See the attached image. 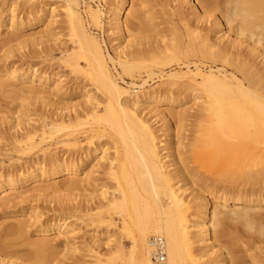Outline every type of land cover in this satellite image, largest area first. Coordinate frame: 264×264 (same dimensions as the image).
<instances>
[{
    "label": "bare ground",
    "instance_id": "1",
    "mask_svg": "<svg viewBox=\"0 0 264 264\" xmlns=\"http://www.w3.org/2000/svg\"><path fill=\"white\" fill-rule=\"evenodd\" d=\"M82 1L83 6L79 0H53L46 7L39 6V1L27 11L24 9V18L18 17L12 6L0 12V28L6 29L7 35L36 27L29 35L35 45L60 39L55 38L60 36L56 28L63 16L74 44L71 48L63 46L65 43L60 44L62 48L57 44L62 53L58 61L69 67L74 77L60 71L46 73L30 65L21 69L14 63H5L0 71V90L7 85L4 78H16L18 90L27 95L25 101L41 103L47 110L54 106L48 113H40L39 119L27 114H22L25 118H0V156L15 153L6 159L14 162L0 167V206L42 200L41 196L45 198L60 189L61 195L72 191L76 193H71L75 200L79 197L93 202L85 207V201L84 205L80 202L85 212L80 206L83 212L76 210L81 218L88 217L87 223L101 225L107 221V225H113L111 218L105 220L106 214L120 216L122 229L127 234L130 231L131 246L125 249L120 241L112 247L110 244L109 249L114 250L110 256L121 262L153 264L151 245L160 240L164 264H207L202 261L205 257L215 264H241L234 253L242 242L250 238L264 240V0H137L136 4V0H96L98 6L104 2L103 9ZM151 2L163 9L176 4L171 6L172 13H165L178 15L185 28L187 43L181 46L183 51L180 45L185 41L180 31H173L174 43L160 33ZM185 7L187 12L183 11ZM89 24L103 30L106 26L113 54L104 48ZM149 25L160 40L147 51L151 56L145 60V51L136 46L149 39ZM10 36L7 42L15 37ZM182 54L208 59L211 65L206 72L187 65L183 73L171 72L153 87L146 79L140 84L126 81V77H134L136 69H146L151 78L154 65L185 64L179 62ZM78 75L88 83H82ZM197 75L201 77L199 82ZM88 85L93 88L87 89ZM186 89L200 90L194 94L198 101L191 115L194 124L188 145H184L185 133L180 128L187 113H174L168 107L182 103L186 96L181 95ZM71 95L82 96L84 102H61ZM82 121L93 125L77 132L79 128L73 125L82 128ZM71 126L75 132H68ZM57 133L60 139H55V144L73 149L51 152L49 146L42 147ZM81 136L88 146L78 152ZM105 139L111 142L103 143ZM111 145L114 155L108 151ZM36 147H42L41 153L30 156ZM105 167L104 173L116 179L113 186L119 185L117 193L111 192L115 189L109 193L106 185L97 183L100 168ZM88 187H99L96 198L81 193L93 192ZM77 190L81 192L77 194ZM60 194L58 197H63ZM60 207L53 209L51 217L32 207L24 213L20 210L25 218L15 217L13 224L6 221L3 226L0 222V238L8 237L0 245L9 244L7 240L11 238L20 241L21 237L26 243L29 240L25 234L37 224L38 239L26 245L35 241L34 252L40 248L35 253L40 255L38 260L46 259L42 255L50 244L42 240L44 236L57 230L65 244L75 238L77 229L71 216L64 217L66 210L63 213ZM64 207H70V212L74 209L71 205ZM99 244L88 249L102 260L107 255L100 252L102 248L97 249Z\"/></svg>",
    "mask_w": 264,
    "mask_h": 264
},
{
    "label": "rangeland",
    "instance_id": "2",
    "mask_svg": "<svg viewBox=\"0 0 264 264\" xmlns=\"http://www.w3.org/2000/svg\"><path fill=\"white\" fill-rule=\"evenodd\" d=\"M39 1H41L40 4H38ZM79 1L81 2L80 6H83L84 5L83 1L82 0H79ZM85 1L90 3L93 6V8H95V9L98 6V4H97L98 2L96 0H85ZM49 2L52 3L53 0L52 1L51 0H0V12L2 10H4V12H5L6 10L9 9L10 6H12L15 8L16 13L18 14V17L20 16V18H22V17L24 18V17H26L25 11H27L28 8L30 9V7L33 4H38L39 6L43 5V7H46L45 4L49 3ZM41 3H43V4H41ZM136 3H138L137 0L135 1V4ZM103 4H104V2L102 1L98 7L103 9L104 8ZM155 4L156 3L151 2L150 7L153 8V6H154V8L152 10L153 11L155 10L154 14L156 13V15H158V17L156 19V24L158 25V28L160 29V30L159 29L158 30L160 31V33L162 35H164L166 41L173 40V43L175 42L174 41L175 34L173 31H176V30L180 31L183 35V38H184L183 40L185 41V43L183 45H180V51H183V49H181V46L184 47L187 43V36H186L185 28H184L182 22L180 21L178 15L170 14L174 10L171 6L175 7L176 4L172 3V5L170 7H166L168 9L164 8L165 10L163 9V7L161 8V6L159 4H156V5ZM24 9H25V11H24ZM167 10H168V12H170L169 14L165 13ZM183 11L187 12L188 10L185 7V9L183 8ZM142 12L144 13V10L140 11L141 16L143 14ZM168 15H169V17H168ZM143 16H144V14H143ZM61 17H62L61 21H60L61 23L57 24L58 29L56 28L57 31L55 30L56 32L59 31V33H60V36L58 35L55 38L60 37V39H58V41L53 40L52 41L53 43L48 42V45H50V46H48L47 44L45 45L46 42L39 44V45L37 43L35 45V43L33 44V42H31V40L33 41V39L30 40L29 38H31V37H29V35H30V33H33L34 31H36V27H34V26L14 30L11 34L15 37H14V39H12V41H8V42L5 39L8 38V36H10L11 34L7 35V30L4 28H0V40H1L0 41V50H1L0 51V71L3 69L5 63L6 64L7 63H14L15 65L20 66L21 69H24L30 65L33 67L34 66L38 67V68L40 67L39 69L42 70L43 72H45L47 70L46 73H50L53 71L54 72L58 71V73H59V71H60V73L67 74V76H69L70 78L74 77V74L70 73L71 69L69 67L68 68L65 67L61 63V61H58V59L62 55V53L59 51L60 48L57 47L58 42H59V45L62 43H65V44H63V46H68L69 48L74 46L73 41L70 39V37H68V30L65 28L66 24H65L64 20H62L63 16H61ZM143 21H148V20H143ZM171 23L174 24V26L176 27L175 29L172 27ZM64 25H65V27H64ZM91 27H92V25L89 24L90 30L97 34L99 39L102 41L104 48L106 50H108L109 53L113 54L112 48H111V43L109 40L110 36L108 35V32H106L107 31L106 26H104L105 30H103L101 27H95V26H93L92 28ZM147 27L150 29L149 31H148V29L146 31L147 32L146 36H148L149 39L146 38L145 40H142V41H144V43L141 42L142 44H139V45L137 44V46H136L137 48L139 47L140 49H143L145 51V54H146V56L144 57L145 60L149 59V56H151V54L148 53L147 51L150 48H152V45H156L155 44L156 41L160 40L159 35H156L154 33V30H152L153 26L149 25ZM30 31H32V32H30ZM66 37H68V38H66ZM32 38H33V35H32ZM2 41H6V42H2ZM71 44H73V45H71ZM37 46H39V47H37ZM46 46H48V47H46ZM60 46L62 48V45H60ZM45 48H47V49L51 48L50 49L51 52L49 49L47 50ZM46 50H47V52L49 51L50 53H46ZM60 53H61V55H60ZM179 62H184L186 65L183 63L178 65L176 62H172L169 64L161 63L158 65H154L152 68H154L153 70L155 71V73L153 74V76L151 78H148V72L146 69H143V68L139 69V70L136 69L134 77L131 79L129 77H126V81H128V82L133 81L136 84H140L142 82V80L146 79V80H148V83L151 84V86L153 87V86H156V85L162 83L164 80H166L168 78L167 77L168 74H170L171 72L178 71V72L183 73L184 71L187 70V67H186L187 65L192 70L196 69V66H198L204 72H206L209 69V65H211V61L208 59L200 60V58H198V57H185L184 54L179 55ZM217 64L219 65V63H217ZM81 65L82 66L84 65L83 61L81 62ZM227 70L228 71L231 70L229 66L227 67ZM78 76L80 77V80H82V83H84V81L86 83H88L87 80L84 79L85 77L83 78L82 75H78ZM0 78H2V77H0ZM4 80L7 82V85L4 86L5 92L3 89H1L3 91L0 90V92H1L0 93V107H1L0 108L1 109L0 110V118L2 116L5 117V115L6 116L8 115L9 117H16L17 115L18 116L21 115L23 118H25V116L27 114L28 117L32 116V119H33V117H37L39 119L40 116L43 115V113H48V111H51L54 109V106H51V107L49 106V110H47V106L42 105L41 103L38 104V102L30 103L28 101H25V97L27 95H25V93H23L22 90H18L20 85L18 84L19 80H17L16 78L14 79V78L7 77V78H4ZM199 81H201V77H200V75H197L196 76V82H199ZM90 88H93V87L88 85L87 89H90ZM199 93H200V90H195V91L193 90L192 91V89H188V90L186 89V91H183L182 95H181V96H184V95L186 96L182 103L173 104V105L168 106L171 109V111L174 113L184 110V112L187 113L186 116L188 115V117H186V119L181 121V125H180L181 131L183 130L182 132L185 133L184 139H183L184 145H188L191 142V140L189 142V139H188L189 135L191 134V132H190L191 128L194 124V120H193L194 118H192L191 115H193L195 113V109H196L195 103L198 101V100L194 99V94L196 95ZM55 98H53V99H55ZM63 98L64 99L61 98L62 99L61 102L63 104H67V105L73 104V103H81L82 104L84 102L83 97L78 96V95H76V96H72V95L71 96H65ZM42 108H43V112H42ZM102 112H103V110H101V113ZM40 113H42V114L40 115ZM22 114L25 116H23ZM34 119H36V118H34ZM175 120L177 121V118ZM84 121H86V120L84 119ZM87 121H88V123L90 122V120H87ZM81 124L82 125L85 124V125L81 126L82 128L78 127L80 125H78V126H76V124L73 125V126H75L76 130H77V128H79L77 132H81L82 129H83L82 130V132H83V131H85L86 128L88 129L93 125V123L91 125V124H87L86 122L84 123L83 121ZM5 125H7V124H5ZM177 125H178V123H177ZM73 126H71L70 131L63 129L64 131L62 130V132L63 133L67 132V131L68 132H73V131L75 132L76 130H74L75 128H73ZM62 132L60 131L58 133L60 135L62 134L61 136H63ZM58 133L56 134L55 137H53V139L47 140L46 142L42 143V147L47 148V146H49L50 147L49 151H51V152H62L63 150L68 149V148L73 149V146H69L67 148V147L62 146L61 144H58V145L55 144L57 138L60 139V135ZM186 136H187V138H186ZM2 140H4V139L2 138ZM80 141L81 142L79 143V145L76 148V150L78 149V152L83 150L84 148L86 149L88 146L87 140H85L82 136L80 137ZM108 142H111V140L105 139L103 141V143H108ZM1 143L5 144V140L2 141ZM5 147H6V149L8 148V146H5ZM42 147H36L35 149H33V151H31V153H30V156L40 154L41 152H40L39 148H42ZM112 147H113L112 145L109 146L108 151L110 152L111 155L112 154L114 155V153H113L114 149ZM10 154L14 155L15 153H10ZM10 154H7V155L5 154L4 156L2 155L3 159L0 156V167L1 166H4V167L8 166L12 162H14L11 160H8V161L6 160L7 158L9 159L11 157ZM75 154L78 155L77 152H75ZM9 155H10V157H9ZM27 157H29V156H25V158H27ZM12 160H15V159L13 158ZM1 162H4V164L2 165ZM105 169H106V167L103 170L100 168V173H98V175H97V177H98L97 183L99 185H104V186L106 185L109 193H111V192L117 193V189H118L119 185L117 186V184H116V187L113 186L115 184L116 179L114 180V177L112 179L110 174L104 173ZM105 171H107V169ZM116 183H118V182H116ZM98 188L99 187H95V188L92 187L91 189L93 190V192H89L90 190H87L88 192L87 191L81 192L80 190H77V194H78V192L79 193L81 192L84 194H88L89 195V196L87 195L88 197L94 195V197L96 198L97 196H95V195L99 193ZM111 189H115V191H112ZM61 190L62 189H60L58 192L53 191V192L48 193L49 194L48 196H50V197H48V196L45 197V195H44L45 198H43L41 196L40 198H42V200L37 199L35 201L34 200H32L30 202L27 201V202L18 204L15 207H14V205H11V207L9 205H6V207L3 205L0 206V222L2 225L5 224L6 221H9L10 224H13V221H14L13 218H15V217H16V219L23 218V217L25 218V216H23L24 214H22V213H24V211H26L28 208H32V207H34V208L36 207V208H38V210L44 211L48 217L49 216L51 217V216H53L52 213H54V211H55V210L53 211V209H57L60 206L64 207L65 205L68 208V206L71 205L74 207V209H72L71 212L69 211V210H71L70 207L68 208V210L64 209L66 207H64V208L60 207V209H62L63 213L66 210V212L64 213V217H65V215L67 217H68V215H69V217L71 216L70 220H71V222H73V224L75 225L74 227H76V229H77L76 233H75V238L72 239V241L70 243L65 244V241L62 239V236L59 235V231H57V230L52 231L50 234L44 236V239L42 238V240H45V241L47 240L48 243L50 244L49 245L47 243L49 246L46 245V246H48V248L46 249V251H48V252H46V254L44 253L42 255V257L44 255H46L47 258L44 260H38L40 258L39 257L40 255L39 256L35 255V253L37 254V252L40 250V248L37 249V247H35V249L38 250V251L36 250L37 252L36 251L34 252V249H33V247L36 245V244H34V242L36 241V238H37V237L35 238V234H36L35 232H36V229H39V225L36 224V227H35V225L31 226L30 227L31 231L29 230L27 232V234H25L26 236H28V238L26 237L27 240H29L31 242H32V240H35L32 243V244H34V246L32 244L26 245L27 242L29 243V241H27L26 243L23 241L25 243V244H23V242L21 241V240H23L22 237H21V239L18 238L21 241V244H20V241H13L14 239L17 240V238H13V239L11 238L10 240L6 239L7 241H10L9 244H6V242H5V245L3 243H1V245H0V248H1L0 249V264H40L41 261H43L42 264H128V262H121V261L117 260L116 258H113L112 256H110L111 252L114 251V250L110 251V249H109L110 244H112L111 245V247H112L113 245H116L117 242L121 241V243L124 245L125 249H128L131 246V238L128 237V234L130 236V231L127 230L129 232L127 234L125 232V230L122 229L123 225H122V220L120 219V216L117 214L115 215L113 212L106 214L108 216V218H106L105 220H108L111 218L113 225H107V221L105 222V224L100 223L101 225H97L98 223L97 224L91 223V222L87 223V220L89 221L88 217L85 216L84 218H81L83 216L79 215V213H82L83 212L82 210H84L82 208L83 207L82 205H84L86 203L84 205V207H85L86 205L90 204L92 201L91 202L89 201L90 203H88L87 201L83 200L84 198H82V200H83V202H82V200L79 199L78 195H75L76 197H78L77 200H75V198L72 197L73 195L71 196V193H73L72 191H70V192L67 191L66 192V194L68 193L67 195L64 194L65 191L64 192L62 191L63 195H61L60 194ZM110 190H111V192H110ZM59 194L63 197H58ZM73 194H76V193H73ZM68 195H70V196H68ZM64 196H68L67 197L68 199H66ZM84 201H85V203H84ZM80 202L82 203V205L80 204ZM75 203L77 204L76 205L77 208L75 206ZM78 206H80V208L82 210ZM54 207H57V208H54ZM73 207H71V208H73ZM78 208L81 210V212ZM20 210H23L21 215H20ZM73 210H75V211L77 210L79 213L77 211L75 212ZM84 212H85V210H84ZM75 213H77V214H75ZM74 214H75V216H74ZM17 216H19V217H17ZM20 216H22V217H20ZM4 217H5V219H4ZM85 218H87V220ZM2 221H4V223ZM9 223H7L6 225L8 226ZM88 224L90 226H88ZM92 224H96V225H92ZM132 230L133 229H131V231ZM1 235L3 236V234H0V237H1ZM90 235L91 236L93 235L94 237H91ZM14 236H16V235H14ZM14 236H11V237H14ZM5 238H8L7 235L5 236ZM5 238L4 239L0 238V242H4ZM109 239H111V240H109ZM2 240H4V241H2ZM24 240H25V236H24ZM246 240L247 241L242 242L243 245L238 247L239 250L236 253H234V255L239 257L241 264H264V240L261 239L260 241H254L251 238L246 239ZM106 241H108V242H106ZM90 242H93V243L91 244ZM99 242L101 243L102 246L99 244L100 248L98 247L97 249L101 250V248H102V250L100 252L103 253L105 256L107 255L102 260L96 259V257L93 256V253H91V251L88 249V248H91L93 245L95 246ZM107 243H109V244L106 245ZM2 244H3V246H2ZM196 247H199V245L196 244ZM107 249H109V253H108ZM41 252L42 251H40V254H41ZM49 253H50V255H48ZM36 256H38V257H36ZM151 259H152V257H151ZM209 259L210 258L205 257L204 259H202V261L207 262V264H215V263L210 262L211 260H209Z\"/></svg>",
    "mask_w": 264,
    "mask_h": 264
},
{
    "label": "built area",
    "instance_id": "3",
    "mask_svg": "<svg viewBox=\"0 0 264 264\" xmlns=\"http://www.w3.org/2000/svg\"><path fill=\"white\" fill-rule=\"evenodd\" d=\"M151 246L153 248L152 263L164 264L165 255H164V247L162 242L160 240H155Z\"/></svg>",
    "mask_w": 264,
    "mask_h": 264
}]
</instances>
